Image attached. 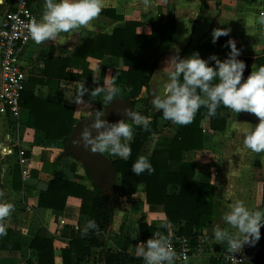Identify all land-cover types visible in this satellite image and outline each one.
<instances>
[{
    "label": "crops",
    "instance_id": "crops-1",
    "mask_svg": "<svg viewBox=\"0 0 264 264\" xmlns=\"http://www.w3.org/2000/svg\"><path fill=\"white\" fill-rule=\"evenodd\" d=\"M43 3L44 0H32L38 18L43 13ZM12 4L13 0H0V24ZM263 7L264 0H105V7L91 22L93 31L81 28L60 33L55 41H45L39 45L31 41L25 47L21 57L28 72L25 90L42 100L64 98L67 104L72 105L71 98L77 96L78 86L84 81L67 77L48 80L47 61L70 59L87 43L100 35L111 37L118 29L125 28L127 23H136V33L140 35L151 34L154 24L159 21L164 25L176 23L170 53L164 55L165 44L159 42L149 49L134 50L135 58L152 60L151 71L159 61L158 68L153 71L150 87L142 89L141 98L148 97L145 95L148 90L152 97L162 90L167 80L163 69L170 57L177 55L175 47L180 49L181 58L199 52L203 58L215 54L221 60L226 59L228 53L225 50H231L228 46L219 45L210 52L200 48L212 38V32L217 28L228 29L229 39L236 41L241 55L254 56V69L259 68L257 59L264 58V24L260 23ZM53 64L51 70H59V61ZM127 69L121 57L108 54L103 57L88 56L85 63L80 62L79 65L67 64L65 74L83 76L84 71L91 72V78L85 82L86 87L94 89L100 85L113 86L114 72ZM1 83L0 69V87ZM114 86L119 89L114 98L128 97L126 86ZM107 104L108 99L103 93L85 95L80 117L94 116L98 108L101 110ZM2 106L0 101V200L12 203L14 210L6 219L7 235L0 237V264H39V253L32 244L40 229L45 228L47 238L52 240L55 254L59 257L69 247L73 230L83 229L88 220L81 213V199L76 196L67 198L63 210L40 206L41 193L50 188L53 173L56 172L65 181L82 183L90 189L93 183L87 175V168L76 158L61 157L66 150L61 141L47 140L45 132L29 127L31 115L28 108L21 104L18 131H11L7 118L1 113ZM222 116L227 120L225 130H212L210 119L205 118L201 124L203 147L184 152V160L196 165V180L212 185L220 204V220L202 231L212 240L213 250L209 249L203 257L194 259L193 264H218L217 255L223 247L212 238L211 230L217 224L227 227L221 218L235 200L264 209V152L254 153L245 148L243 129L247 125L243 124L245 121L240 120L238 113L227 109L222 111ZM179 127L178 124L159 119V133L151 139L148 155L152 154L159 141L174 138ZM9 134L12 139H18L26 151L24 165L20 163V148L9 141ZM103 154L112 162L120 158L108 152ZM57 158L60 164L54 165ZM40 182L49 185L46 191L39 189ZM145 190V185L141 184L135 194L123 195L118 180L117 194L111 198L115 213L112 228L108 234H99L100 240L106 241L109 249L117 250L123 235L139 240V221L142 218L153 225L166 222L164 207L147 204ZM179 190L180 187L176 185L168 188L170 194L179 193ZM171 229L177 231L175 226ZM100 255L101 249L96 248L91 259L81 264H104ZM72 264H77L75 255Z\"/></svg>",
    "mask_w": 264,
    "mask_h": 264
},
{
    "label": "trees",
    "instance_id": "trees-1",
    "mask_svg": "<svg viewBox=\"0 0 264 264\" xmlns=\"http://www.w3.org/2000/svg\"><path fill=\"white\" fill-rule=\"evenodd\" d=\"M136 27V23H127L125 28L118 29L111 37L100 35L87 43L70 59L48 60L46 74L48 80L54 77H67L88 81L92 75L88 71H84L83 76L65 74L67 64L79 65L80 62L85 63L88 56L103 57L108 54L124 60L128 69L114 72L112 82L115 80V85L127 87L128 98L132 101L134 111L149 117L151 123L149 131L134 126L133 140L130 141L131 156L127 160L116 159L113 164L117 171L121 193L133 195L137 192L139 185H145L147 204L164 207L169 227H162V224H149L145 218H142L139 221V240L123 235L118 242L117 250H111L107 242L99 238V234L109 233L115 218L110 197L94 185L88 170L87 175L93 183L92 189L82 183L65 181L55 172L49 181L50 188L41 193L40 206L63 210L67 198L76 196L81 199L80 211L87 217V222L95 220L100 231L97 233L95 230H90L87 235H82L84 228L73 230L69 247L58 257L52 240L47 238L45 228L40 229L32 244L39 253V264H72L74 255L77 264H81L91 259L92 252L96 248L101 249L100 259L104 264H140L141 258L135 256V247L139 242H146L154 233L160 232L168 236L171 227L175 226L177 227L175 232L178 234L196 238L203 230L214 226L215 221L220 220V204L216 199L214 187L196 180V165L184 160V152L203 147L204 136L201 124L205 118L210 119L212 130H225L227 120L222 116V111L231 109L221 106L217 109L216 115L210 117L207 108L201 107L191 124L180 125L174 138L159 141L152 154L148 155L151 139L159 133L158 120L164 118L162 112L152 109L149 98H141L140 95L144 87H150L153 71L158 68L159 61L155 63L151 71L152 60L144 61L135 58L134 50L149 49L155 42H159L165 44L164 55L170 53L176 23L164 25L159 21L154 24L153 31L149 35L137 34ZM228 40L229 36H221L214 44L210 38L200 48L210 52L219 45L227 46ZM55 61H59L60 67L59 70L52 71L51 67ZM214 63L212 62L213 65ZM257 64L258 67L264 66V58H258ZM75 98L76 96L71 98V105L67 104L64 98L49 97L42 100L25 90L21 104L30 110L29 127L42 130L47 140L61 141L67 148L68 138L75 125L83 119L80 117L83 105H77ZM137 105L141 106L137 107ZM140 155L149 158L154 168L151 174L145 171L137 176L132 172V165ZM53 164L59 165L60 160L57 158ZM171 185L179 186V193L170 194L168 188ZM132 245L134 247L131 249Z\"/></svg>",
    "mask_w": 264,
    "mask_h": 264
},
{
    "label": "clouds",
    "instance_id": "clouds-1",
    "mask_svg": "<svg viewBox=\"0 0 264 264\" xmlns=\"http://www.w3.org/2000/svg\"><path fill=\"white\" fill-rule=\"evenodd\" d=\"M104 7L105 0H44L42 15L33 17L30 22V37L39 45L45 41H55L60 33L81 28L93 31L91 22ZM260 23L264 24V17L260 18ZM228 35V29H214L212 42L215 44L221 36ZM227 46L231 51L224 60L215 54L204 59L199 52L181 58L180 49L175 47L177 55L170 57L163 69L167 80L151 102L156 111L162 112L165 120L178 125L191 124L201 107L207 108L210 117L215 116L221 106L238 114L241 111L254 113L259 117V123L255 126L243 123L247 125L243 129V142L245 148L261 153L264 152V66L253 68L245 80L243 74L247 65L238 59L241 51L236 41L229 39ZM112 84L89 89L85 81L80 83L75 103L82 106L85 95L100 93L111 103L119 91L114 86L115 80ZM122 111L124 118L110 122L106 119V109L96 110L93 123L84 127L74 143L78 146L82 143L84 148H90L93 153L108 152L127 160L131 156L130 141L134 136V126L149 131L151 121L132 108L126 107ZM131 170L139 176L145 171L151 174L154 168L148 157L140 155ZM13 210L12 203L0 200V237L7 235L6 219ZM221 219L227 227L217 224L211 230L212 238L218 244L226 243L233 254L240 252L245 244L255 246L261 239L264 209L250 207L243 200H235ZM161 226L168 228L169 222ZM90 230L100 231L95 220L86 223L82 235H87ZM135 256L142 258L144 264H173L176 253L168 237L156 232L146 242L136 245Z\"/></svg>",
    "mask_w": 264,
    "mask_h": 264
},
{
    "label": "built area",
    "instance_id": "built-area-1",
    "mask_svg": "<svg viewBox=\"0 0 264 264\" xmlns=\"http://www.w3.org/2000/svg\"><path fill=\"white\" fill-rule=\"evenodd\" d=\"M260 16L264 17V7L260 11ZM33 17L38 18V14L30 0H13V4L5 12L0 24L2 73L0 101L3 104L1 113L7 118L11 131H18L21 100L28 81V72L21 57L25 47L33 41L29 34V25ZM9 141L20 148V163L24 165L26 151L22 148L20 141L12 139L10 134ZM167 237L176 253L173 264H193L194 259L203 257L209 249L213 250L212 240L203 232L196 238H191L171 229ZM221 245L223 250L217 255L218 264H249L244 249L233 254L226 243ZM140 264H144L142 258Z\"/></svg>",
    "mask_w": 264,
    "mask_h": 264
},
{
    "label": "water",
    "instance_id": "water-1",
    "mask_svg": "<svg viewBox=\"0 0 264 264\" xmlns=\"http://www.w3.org/2000/svg\"><path fill=\"white\" fill-rule=\"evenodd\" d=\"M238 59L243 60L247 65L243 74V77L246 80L253 71L256 64V58L249 55H240ZM113 99L114 101L111 103L108 101V104L101 109H106V119L108 121L116 122L124 118L122 110L126 107L134 110L132 101L128 97L120 96ZM93 118L94 116L83 118L75 125L74 130L68 138L69 145L62 153L61 157L73 156L76 158L87 168L88 171H90L94 185L111 199L116 196L118 185L117 171L113 162L103 153H93L90 148H84L82 143L79 146L74 143V141L79 138L84 127L93 123ZM239 118L241 121L253 125L259 123V117L254 113L241 111L239 113ZM48 187L49 185L45 182L39 183V189L42 191H46ZM217 249L219 250V247ZM243 249L248 257L249 264H264V226L261 227V239L255 244V246L245 244Z\"/></svg>",
    "mask_w": 264,
    "mask_h": 264
},
{
    "label": "rangeland",
    "instance_id": "rangeland-1",
    "mask_svg": "<svg viewBox=\"0 0 264 264\" xmlns=\"http://www.w3.org/2000/svg\"><path fill=\"white\" fill-rule=\"evenodd\" d=\"M33 6H34V5H33ZM225 51H226V53H228V54H229L231 50H227V49H226ZM159 90H160V89H159ZM159 92H160V91H159ZM159 92H157V94H159ZM145 95H148V97H147V98H149V100H150V104H151V107H152V109H154V107H153V105H152V102H151V101H152V99H153V97L150 95V92H149V90H148V94H145ZM140 106H141V105H140ZM140 106H139V105H137V107H140ZM98 109H99V108H98ZM98 109H97V110H98Z\"/></svg>",
    "mask_w": 264,
    "mask_h": 264
}]
</instances>
